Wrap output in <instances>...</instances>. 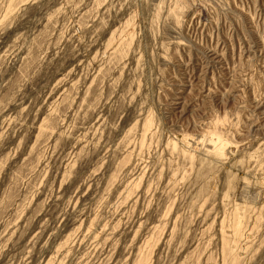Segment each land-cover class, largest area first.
Returning <instances> with one entry per match:
<instances>
[{"label":"rangeland","instance_id":"rangeland-1","mask_svg":"<svg viewBox=\"0 0 264 264\" xmlns=\"http://www.w3.org/2000/svg\"><path fill=\"white\" fill-rule=\"evenodd\" d=\"M0 264H264V0H0Z\"/></svg>","mask_w":264,"mask_h":264},{"label":"bare ground","instance_id":"bare-ground-1","mask_svg":"<svg viewBox=\"0 0 264 264\" xmlns=\"http://www.w3.org/2000/svg\"><path fill=\"white\" fill-rule=\"evenodd\" d=\"M234 210V209H233Z\"/></svg>","mask_w":264,"mask_h":264}]
</instances>
